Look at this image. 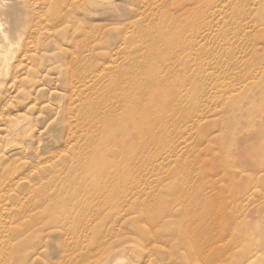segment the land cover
<instances>
[{
    "label": "rangeland",
    "instance_id": "1",
    "mask_svg": "<svg viewBox=\"0 0 264 264\" xmlns=\"http://www.w3.org/2000/svg\"><path fill=\"white\" fill-rule=\"evenodd\" d=\"M5 1L0 264H264V0Z\"/></svg>",
    "mask_w": 264,
    "mask_h": 264
},
{
    "label": "bare ground",
    "instance_id": "2",
    "mask_svg": "<svg viewBox=\"0 0 264 264\" xmlns=\"http://www.w3.org/2000/svg\"><path fill=\"white\" fill-rule=\"evenodd\" d=\"M38 1H40V0H38ZM4 2H7V1H5L4 0ZM35 2V1H34ZM33 2V3H34ZM49 2H50V0H49ZM37 3V2H36ZM44 3V2H43ZM46 3L47 2H45V4H44V6H46ZM2 4H4V3H2ZM32 5H35V3L34 4H32ZM48 5V4H47ZM12 6V5H11ZM37 6V5H36ZM38 7V6H37ZM58 7V6H57ZM43 8V7H42ZM1 9H2V7L0 6V12H1ZM36 11V10H35ZM44 10H42L41 11V13L39 14V15H41L42 14V12H43ZM8 12H10V11H8ZM60 12V11H59ZM46 13V12H45ZM52 13V12H51ZM56 13H58V12H56ZM61 13H62V11H61ZM44 14V13H43ZM42 14V15H43ZM60 14V13H59ZM8 16V15H7ZM56 16V15H55ZM1 17H3V15H1ZM47 17V16H46ZM44 18H45V16H44ZM48 18V17H47ZM37 19V18H36ZM59 19V18H58ZM40 21V20H39ZM48 22H49V20H47ZM54 21V20H53ZM10 22V21H9ZM31 22V21H30ZM38 23V22H37ZM53 25V24H52ZM34 27L36 26V25H33ZM34 27H32V28H34ZM37 27V26H36ZM55 27V26H54ZM12 28H13V26H12ZM50 28H52V26H50ZM38 29H39V26H38ZM53 29V28H52ZM57 29V28H56ZM55 29V30H56ZM3 24H2V22H1V20H0V34L3 36V38L4 39H7V35L3 32ZM32 30V29H31ZM13 31V30H12ZM33 31V30H32ZM50 31V30H49ZM31 32V31H30ZM32 34V33H31ZM33 36H35V34L34 35H32V38H33ZM54 36V35H53ZM45 38V37H44ZM44 42V41H43ZM42 44V42H41V40H39V41H37V45H39V44ZM29 44V43H28ZM36 45V46H37ZM35 46V47H36ZM47 47V46H46ZM40 48H41V46H40ZM27 49V48H26ZM35 51H36V49H35ZM2 53H4V46L0 43V54H2ZM25 52L23 51V54H24ZM28 53V52H27ZM32 53H34V52H32ZM38 53V52H37ZM29 54V53H28ZM15 60V59H14ZM20 62H21V60H20ZM22 63V62H21ZM13 67H16V66H13ZM12 69H14V68H12ZM12 71V70H11ZM88 99V98H87ZM259 124V123H258ZM258 132V131H257ZM109 133V132H108ZM256 134H258L259 135V133H256ZM253 135H255V131H254V134ZM261 137V136H260ZM264 137V136H263ZM9 167H11V165L9 166ZM4 170V169H3ZM7 170V169H6ZM0 190H2V189H0ZM6 196V195H5ZM114 253L111 255V256H108L106 259H105V261L103 262L104 264H112V262L115 260V259H117V258H114ZM116 257V256H115ZM246 261V260H245ZM246 263V262H245Z\"/></svg>",
    "mask_w": 264,
    "mask_h": 264
}]
</instances>
